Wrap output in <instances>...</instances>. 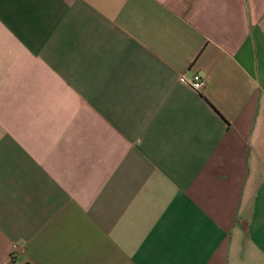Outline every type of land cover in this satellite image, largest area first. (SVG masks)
Segmentation results:
<instances>
[{
	"label": "crops",
	"instance_id": "obj_1",
	"mask_svg": "<svg viewBox=\"0 0 264 264\" xmlns=\"http://www.w3.org/2000/svg\"><path fill=\"white\" fill-rule=\"evenodd\" d=\"M0 264H264V0H0Z\"/></svg>",
	"mask_w": 264,
	"mask_h": 264
},
{
	"label": "built area",
	"instance_id": "obj_2",
	"mask_svg": "<svg viewBox=\"0 0 264 264\" xmlns=\"http://www.w3.org/2000/svg\"><path fill=\"white\" fill-rule=\"evenodd\" d=\"M183 81L189 86L190 89L198 94H200L205 87V80L196 73L190 76L183 77ZM13 249L16 250V247H14Z\"/></svg>",
	"mask_w": 264,
	"mask_h": 264
}]
</instances>
